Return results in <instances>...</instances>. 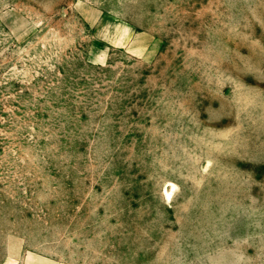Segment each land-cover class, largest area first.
Listing matches in <instances>:
<instances>
[{"label":"rangeland","instance_id":"374dc122","mask_svg":"<svg viewBox=\"0 0 264 264\" xmlns=\"http://www.w3.org/2000/svg\"><path fill=\"white\" fill-rule=\"evenodd\" d=\"M0 264H264V0H0Z\"/></svg>","mask_w":264,"mask_h":264},{"label":"bare ground","instance_id":"6f19581e","mask_svg":"<svg viewBox=\"0 0 264 264\" xmlns=\"http://www.w3.org/2000/svg\"><path fill=\"white\" fill-rule=\"evenodd\" d=\"M170 195H171V192H170V191H167V190H165V196H166L167 198H169V197H170Z\"/></svg>","mask_w":264,"mask_h":264}]
</instances>
